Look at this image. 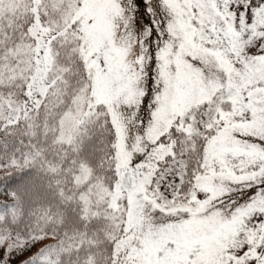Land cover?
I'll return each instance as SVG.
<instances>
[{"label":"snow or ice","instance_id":"snow-or-ice-1","mask_svg":"<svg viewBox=\"0 0 264 264\" xmlns=\"http://www.w3.org/2000/svg\"><path fill=\"white\" fill-rule=\"evenodd\" d=\"M38 244L264 264V0H0V264Z\"/></svg>","mask_w":264,"mask_h":264},{"label":"rangeland","instance_id":"rangeland-1","mask_svg":"<svg viewBox=\"0 0 264 264\" xmlns=\"http://www.w3.org/2000/svg\"><path fill=\"white\" fill-rule=\"evenodd\" d=\"M38 244L36 247L32 248L31 252H25L22 256H19L15 260L12 261V264H20L21 261L27 259L30 255H32L39 247Z\"/></svg>","mask_w":264,"mask_h":264},{"label":"clouds","instance_id":"clouds-1","mask_svg":"<svg viewBox=\"0 0 264 264\" xmlns=\"http://www.w3.org/2000/svg\"><path fill=\"white\" fill-rule=\"evenodd\" d=\"M50 241H45V243H49Z\"/></svg>","mask_w":264,"mask_h":264}]
</instances>
